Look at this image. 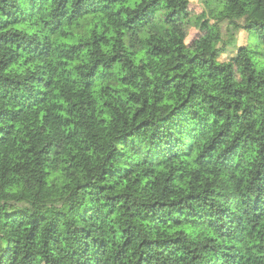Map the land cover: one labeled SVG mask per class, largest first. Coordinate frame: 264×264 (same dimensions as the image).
<instances>
[{
	"label": "trees",
	"instance_id": "obj_1",
	"mask_svg": "<svg viewBox=\"0 0 264 264\" xmlns=\"http://www.w3.org/2000/svg\"><path fill=\"white\" fill-rule=\"evenodd\" d=\"M208 4L194 14L189 0H0V198H15L0 264H264V56L241 45L221 61L225 44L213 47L233 10L264 44V0ZM177 25L184 40L202 31L209 55L175 50ZM23 184L46 189L43 211L11 207L27 199ZM135 185L165 197L136 213L164 235L126 225L116 245L104 225L137 202ZM188 228L202 229L199 243Z\"/></svg>",
	"mask_w": 264,
	"mask_h": 264
},
{
	"label": "clouds",
	"instance_id": "obj_2",
	"mask_svg": "<svg viewBox=\"0 0 264 264\" xmlns=\"http://www.w3.org/2000/svg\"><path fill=\"white\" fill-rule=\"evenodd\" d=\"M145 2L147 3L148 0H145ZM244 3V0H241V4L238 5L237 7H242ZM210 7H215V5H210ZM223 7L225 9H231V5L229 3H225L223 5ZM167 9H164L163 11H166ZM163 11L158 14V18H162L163 15ZM225 21H228L229 19L232 21L231 23L228 24V31L227 32H223L221 31L219 33V36L216 39V43L213 47L219 49L221 44H225L226 47H234L237 43V41L235 40V35L236 33L242 28V25L246 22L247 20V14L244 15H237L236 12L233 11H229L227 13V15L224 16ZM183 26L181 25H177L176 29L173 31V36L176 37V43L174 44V49L175 50H181V51H186V49H184L183 44L187 43V40L183 39ZM181 41H183V43H181ZM247 47L249 49H253V48H258L259 49V55L260 56H264V44H258L257 43V38L255 37H250L248 43H247ZM199 50V49H198ZM210 49L208 51H204L201 54L204 55L205 57H207L210 53ZM125 55H127V53H125ZM174 62V61H173ZM260 67L264 68V59H261L259 61ZM187 70V69H185ZM207 71L206 68H200V69H196L195 73H192L193 75H196L197 73H202ZM73 75H75V73H73ZM154 76L157 78V82L159 80L160 77V72L156 71L154 73ZM238 80L243 79V77H238ZM205 88L208 87V85H214V86H218L219 84L223 83L222 80H210V81H205ZM137 91H139L141 93V95H145L147 94V92H150L151 90H143V89H137ZM169 95H171V90L169 91ZM197 100H199V97H196ZM121 104H125V101L122 99L120 101ZM139 104H136L135 107H139ZM125 111H127V106L125 105ZM109 127H112V124H109ZM65 131H67L65 129ZM113 143L115 144L116 148L124 151L127 153V149L124 148V146L120 143H117L116 141H113ZM107 166V165H105ZM99 172V168H97L91 175H84L82 177V179L84 180H88V179H92L93 181L96 180V174ZM139 175V173H137ZM233 183H235L233 181ZM129 184H131V180H129ZM136 189L135 192V198H136V203H133V200H129L127 205H118V208H120V211H118L116 213V217L113 219H109L107 221V223L104 225V231L102 232V235L110 240L113 241L116 245H118L120 243L121 240V236H120V227L126 226V225H131V224H135L139 230V234H140V239H144L145 237H152V238H159L161 236H163V232L160 231L158 228H154L153 225L151 223H141L139 216L136 215V213L139 211L140 215H143V210L140 209V201H151L154 199H164L165 197L160 195L159 189H152L151 191H149L148 189H145L143 185H135L134 186ZM128 189H124L123 186H121L120 189H117V191H127ZM66 195V193H65ZM15 198H9V197H4V198H0V224L3 223V211H4V207L5 205L10 201V200H14ZM89 201L87 200V198L84 199V203L87 204ZM93 204L95 206V208L98 210L99 214L103 215L104 213V203L103 201L100 200H94ZM27 207V210L31 213H35L36 211H43L44 207H46V204H42L40 201H34L31 200V198L26 199L22 202H18V203H12L11 207ZM11 207L8 208V210H11ZM124 207H128V212H131L133 214L132 217H130L128 215V212H124ZM162 214L167 215L169 213H171L172 215H175V213L173 212V210L169 207H165L164 209L161 210ZM115 227L116 230L115 232L110 231L109 229ZM202 231L201 228H188L185 230V235L187 237L188 240L191 241H196L197 243H199L198 240V234ZM10 235L8 229H4V228H0V248H3L4 242L6 240V237ZM173 235H179V233H173ZM109 251H113V249H109ZM55 255V253H54Z\"/></svg>",
	"mask_w": 264,
	"mask_h": 264
},
{
	"label": "rangeland",
	"instance_id": "obj_3",
	"mask_svg": "<svg viewBox=\"0 0 264 264\" xmlns=\"http://www.w3.org/2000/svg\"><path fill=\"white\" fill-rule=\"evenodd\" d=\"M208 2L209 0H189V10L194 14H198L202 11H206L209 5ZM250 37H253V36L247 34V32L244 29H240L237 32L236 45L234 47H226L225 49L220 50L217 59L221 61L228 60L231 56L235 54L236 47L241 46V45H247ZM186 40H187V46H188L187 51L190 54H193L194 52H198L199 54H201L202 52L208 51L210 49L209 38L205 37V35H202V31L194 28L193 26L189 28ZM60 168H61V163L59 162L58 159H56V164L53 169V172L55 174H58ZM18 193L27 199L31 198V200L39 201L44 197L46 193V189L41 188L39 190L30 191L26 188V185L23 184L21 188L19 189ZM73 203H74V199L69 198L66 201L65 205L69 207Z\"/></svg>",
	"mask_w": 264,
	"mask_h": 264
}]
</instances>
